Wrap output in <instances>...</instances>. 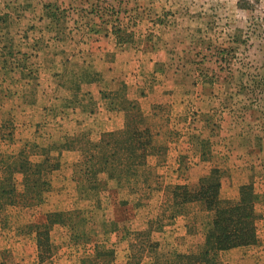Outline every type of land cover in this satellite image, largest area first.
<instances>
[{"label": "rangeland", "instance_id": "obj_1", "mask_svg": "<svg viewBox=\"0 0 264 264\" xmlns=\"http://www.w3.org/2000/svg\"><path fill=\"white\" fill-rule=\"evenodd\" d=\"M124 100L160 146L149 163L91 190L81 152H60L43 202L0 212V263L38 264L25 226L57 211L67 222L53 225L43 264H159L196 252L211 214L189 203L175 215L170 190L213 168L226 172L223 197L253 182L264 214V0H0V167L23 151L40 159L36 144L123 129ZM157 216L159 230L141 235ZM259 228L254 257L264 217Z\"/></svg>", "mask_w": 264, "mask_h": 264}, {"label": "trees", "instance_id": "obj_2", "mask_svg": "<svg viewBox=\"0 0 264 264\" xmlns=\"http://www.w3.org/2000/svg\"><path fill=\"white\" fill-rule=\"evenodd\" d=\"M122 105L127 113L123 129L106 131L97 142H90L84 139V135H78L68 136L62 142L42 144L43 147L36 144L35 147H40V150L35 154L40 159L34 161L23 151L18 160L1 166L0 212L8 207L29 208L31 201L43 202L44 194L51 189L50 175L60 170V152L63 150L81 152L84 178L91 190L99 189L102 183L110 186L137 175L139 168L149 163L148 158L160 146L156 145L154 132L138 104L124 100ZM53 150L58 155H52ZM225 173L220 168H213L194 186L188 183L172 186L171 201L179 209L174 212L175 215L182 211L184 205L197 203L211 214V221L198 251L179 252L174 258L164 259L159 264H225L224 257L230 250L258 245L259 226L264 217L260 195L254 183L247 182L240 185L235 198L223 197L221 190ZM18 184L22 186L21 192ZM161 221V216L150 219L145 227L148 231L140 234L150 238L154 231L159 230ZM66 222V213L57 211L49 212L46 222L25 226L28 234L35 233L38 264L53 258L51 229L56 223ZM98 255L101 256V253Z\"/></svg>", "mask_w": 264, "mask_h": 264}, {"label": "crops", "instance_id": "obj_3", "mask_svg": "<svg viewBox=\"0 0 264 264\" xmlns=\"http://www.w3.org/2000/svg\"><path fill=\"white\" fill-rule=\"evenodd\" d=\"M100 92V91H99ZM94 94H93V98L92 99H90L91 101L93 100L94 101V103H96V101H98V97H97V95H96V92L94 91L93 92ZM96 100V101H95ZM88 101L87 100H85V101H83L82 103H84V105H88V104H86ZM93 103V102H92ZM19 178H21V176H19ZM204 238H205V235H204ZM264 247V246H263ZM247 251H248V248H244V247H239V248H234V249H232V250H230V252H232V255H234V254H237V253H239V254H241L240 256V260H238L239 262H241L242 264H245V263H247V262H249V261H251L253 258H254V260L256 261V262H258L259 264H264V254H262V255H259V256H255L254 257V255H252V254H250L249 252L247 253ZM189 252V251H188ZM253 261V260H252Z\"/></svg>", "mask_w": 264, "mask_h": 264}]
</instances>
